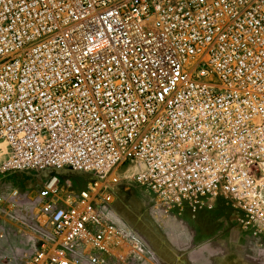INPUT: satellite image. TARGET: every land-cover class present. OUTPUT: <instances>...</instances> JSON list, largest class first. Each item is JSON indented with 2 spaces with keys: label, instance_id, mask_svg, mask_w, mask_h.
Segmentation results:
<instances>
[{
  "label": "built area",
  "instance_id": "obj_1",
  "mask_svg": "<svg viewBox=\"0 0 264 264\" xmlns=\"http://www.w3.org/2000/svg\"><path fill=\"white\" fill-rule=\"evenodd\" d=\"M1 140L4 172L48 173L21 264L144 254L114 219L128 169L165 211L225 200L264 236V0H0Z\"/></svg>",
  "mask_w": 264,
  "mask_h": 264
},
{
  "label": "rangeland",
  "instance_id": "obj_2",
  "mask_svg": "<svg viewBox=\"0 0 264 264\" xmlns=\"http://www.w3.org/2000/svg\"><path fill=\"white\" fill-rule=\"evenodd\" d=\"M0 153V195L7 199L14 190L20 193L17 208L13 209L9 202L0 207V264H21L51 232V228L40 224L35 216L38 212L37 193L48 173L4 172L2 165L9 156L4 140L0 141ZM64 176L77 188L85 186L83 176L71 173ZM128 176L122 177V186L113 207L114 219L127 227L145 250L144 254L131 258L129 264H139L138 259L172 261L174 249L177 246L182 249L188 242L185 233L200 227L224 233L226 243L239 241L236 236L239 232L251 233L244 227L238 212L225 200H217L211 209L197 212L190 209L165 211L148 190L127 180ZM217 239L210 238L207 243H214Z\"/></svg>",
  "mask_w": 264,
  "mask_h": 264
},
{
  "label": "crops",
  "instance_id": "obj_3",
  "mask_svg": "<svg viewBox=\"0 0 264 264\" xmlns=\"http://www.w3.org/2000/svg\"><path fill=\"white\" fill-rule=\"evenodd\" d=\"M183 209H188L184 207ZM191 210V209H190ZM206 227L185 233L186 244L173 251L172 261L138 259L139 264H264V236L239 232V241L226 243L224 233ZM198 235V238H197ZM214 243H207L210 238ZM236 238V237H234ZM129 264V263H128Z\"/></svg>",
  "mask_w": 264,
  "mask_h": 264
},
{
  "label": "bare ground",
  "instance_id": "obj_4",
  "mask_svg": "<svg viewBox=\"0 0 264 264\" xmlns=\"http://www.w3.org/2000/svg\"><path fill=\"white\" fill-rule=\"evenodd\" d=\"M1 154V153H0ZM132 173V170L131 169H128L127 171H126V174L127 175H129V174H131Z\"/></svg>",
  "mask_w": 264,
  "mask_h": 264
}]
</instances>
